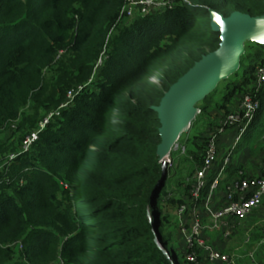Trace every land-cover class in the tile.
I'll list each match as a JSON object with an SVG mask.
<instances>
[{
  "label": "trees",
  "instance_id": "trees-1",
  "mask_svg": "<svg viewBox=\"0 0 264 264\" xmlns=\"http://www.w3.org/2000/svg\"><path fill=\"white\" fill-rule=\"evenodd\" d=\"M125 3L0 0V128L16 120L27 101H33L34 120L42 109H57L68 90L82 86L28 152L9 162L0 152V264H193L185 259L186 248L180 253L173 246L165 207L183 200L168 187L172 180L183 185L190 200L202 206L223 158L213 163L196 200L189 190L216 122L209 121L197 138L190 169L186 155L171 151L164 186L155 194L164 165L157 155L160 122L153 108L195 62L218 47V32L211 23H200L196 11L208 21L212 10L224 17L233 12L260 16L264 0H176L119 28ZM117 27L105 66L93 79L106 31ZM63 31L73 33L64 55L70 65L60 62L56 68V57L66 49ZM249 43L255 47L246 50L244 44L238 68L224 80L222 101L214 105L223 117L245 95L258 101L236 147L264 114V83L257 87L254 75L256 66L264 65V44ZM154 71L157 85L147 80ZM199 102L196 106L207 114L212 93ZM26 121L8 138L11 145L15 136L28 135ZM184 173L185 181L180 178ZM63 183L72 187L68 206L60 197ZM215 233L214 241L207 230L203 237L222 252V234ZM14 244L21 246L15 263ZM201 256L198 261L204 260Z\"/></svg>",
  "mask_w": 264,
  "mask_h": 264
},
{
  "label": "built area",
  "instance_id": "built-area-1",
  "mask_svg": "<svg viewBox=\"0 0 264 264\" xmlns=\"http://www.w3.org/2000/svg\"><path fill=\"white\" fill-rule=\"evenodd\" d=\"M159 1L163 0H126V3L120 10V18H131L136 10L142 14L141 16L147 15L148 10L159 3ZM101 61L102 58L99 57L96 65H99ZM254 75L255 85L259 87L264 83V65L256 66ZM80 90H82V86H79L77 89L68 90L66 101L60 104L57 109L47 114L42 127L44 128L53 118L59 117L60 111L69 106ZM258 106V101H254L250 96L245 95L237 103L236 107L234 106L232 110L225 113L223 117H220L217 125H214L209 130L204 150L203 165L195 172L193 176L194 183L189 190L193 200L199 197L201 189L206 185L207 173L217 158L219 137L230 128H237L239 134H242L253 119ZM38 136L37 132H32L29 136L27 135L22 141L20 150L10 153L7 161H12L17 155L28 152L32 144L38 139ZM262 145H264V139H262ZM230 157L231 151L223 157L222 166L217 176L210 183L208 194L200 207V211L194 214L190 228L184 233L187 250L185 259L189 262L197 263L201 255L202 259L209 262H229L226 254H223L211 243H208V237H203V231L207 230L210 233L218 231L227 239L241 221L251 215L264 202V161H262V169L259 175L246 176L245 172L239 170L237 178L225 186L223 193L218 198L219 179L222 177L224 169L231 163ZM20 183L22 184V180ZM184 212L185 206L180 205L177 213L183 214ZM202 215L206 216L207 223L203 222Z\"/></svg>",
  "mask_w": 264,
  "mask_h": 264
},
{
  "label": "rangeland",
  "instance_id": "rangeland-1",
  "mask_svg": "<svg viewBox=\"0 0 264 264\" xmlns=\"http://www.w3.org/2000/svg\"><path fill=\"white\" fill-rule=\"evenodd\" d=\"M165 0L163 1H159V3L155 4L152 8H150L148 10L149 13L152 12H157V11H161L167 7H171L172 5L175 4L176 0H166L165 4H164ZM170 5V6H169ZM146 14H149V13ZM142 14H140V12L138 10H136L134 12V15L130 18L127 17H122L120 19V21L118 22V27L122 28L123 26L128 25L130 22L134 21L136 18L140 17ZM196 17L197 19L200 21V23L203 24H209L210 23V19L208 21V17H206L204 14H202L200 11H196ZM118 27L116 29L113 30L110 29L108 31H106L105 34V39H104V44L102 47V50L100 52L99 57L102 58V61L99 65H96L95 61L93 63L94 65V75H93V79L96 78V76L98 75L99 70L105 66L104 62H106L105 58H107V51L110 50L111 48H109V43L111 41H115L116 37L118 35ZM63 38H64V44H65V50L61 51L59 53V55L56 57L55 62L57 63L56 68L59 66L58 63L60 62H64V64H69V62L67 61L66 58H64V55L66 54V50L70 48V41L72 39L73 33L71 31H63ZM245 47L246 50H252L255 46L251 45L249 42L245 43ZM99 59V58H98ZM70 65V64H69ZM158 77H159V73L157 71L151 72L148 77L147 80L149 82H152L153 84L157 85L158 84ZM229 77V76H228ZM226 79V78H225ZM224 79V80H225ZM223 79L220 80L215 87L210 91L212 93V97H213V103L209 104V109L207 110V114H205L204 109L202 108V106H198V111L195 114L194 118L191 120V124H190V129L188 133H184L182 134L178 140V144L177 146L174 148V150L176 152H180L181 154L186 155L187 157V163H186V169H190L192 166V158L194 156V154H196L198 152V148L196 146V141L197 138L199 137V135L201 133H205L206 128L208 127V123L209 121L215 122V120L217 119V117L219 116L220 113H222L221 110H219L216 106H214L216 104V102H220L222 101V98L224 96L225 93V84L226 81H224ZM209 92V93H210ZM237 101L234 102V104H232L231 106H229V110H232L234 108V106H237ZM200 102H197L195 105H199ZM197 107V106H196ZM35 113V110L33 109V101L29 100L27 101L25 104L22 105L21 110H20V114L19 117L16 120H9L7 121L3 127H1V131H0V152H3V159H6V157H8V154L13 152V148H18L16 151L18 152L20 150V144L22 143L21 140L23 141L24 139L23 136L21 137H14L13 138V145L10 144V141L8 138L11 136L12 132L14 130H16V127L18 126V123H20V121L22 119L25 120H29L26 121L25 123H27L26 127H25V132L28 133V136L32 133V132H37L39 135L44 132L49 123H47L45 125V127H42V123L45 120V117L47 116L46 111L44 109L41 110V112L39 111L38 117L37 119H32V115ZM259 124L253 129V131L251 132V135L249 138L244 139L240 146L236 147V149H231V162L234 163L235 159L237 157H241L243 155V153L250 154V157H253V160H256L258 157V150L262 147V139H264V114H262V117L260 118ZM11 145V146H10ZM225 151L227 148H224ZM16 151H14L13 153H15ZM230 151V150H228ZM228 151H226L225 153H227ZM1 154V153H0ZM4 161V160H3ZM170 162V161H169ZM168 162V164H169ZM2 161L0 162V168L2 167ZM217 165L216 163L214 164ZM247 175V174H246ZM225 176V173L223 175V177ZM250 176V175H247ZM181 179H184V181L186 180V173L182 174V176L180 177ZM63 188L61 190L60 193V197L63 200V203H68L70 201V198H72V187L67 184V183H63L62 184ZM171 192L172 195L174 196H179L182 198L183 202L181 205L185 206V212L183 214H178V207L180 206H166V211L169 214V218L172 222V229H173V233H174V240H173V246H175V248L177 249V251H179L181 253V251L183 249L186 248V242H185V238H184V233L186 230H188L190 228V224L192 222V219L194 217L195 213H198L200 211V207L197 206L196 204L193 203V201L190 200V197L185 194L183 192V185H179L176 186L175 181L172 180L169 184L168 187ZM8 194H11L10 191H8ZM68 206V204H67ZM259 210L254 212L253 214L249 215L247 218L244 219L245 220H251L252 223L254 224L256 222V220H260L262 222H264V211H262V207L258 208ZM208 222V220H206V223ZM243 223V222H242ZM261 224V223H260ZM240 224L236 227V229L234 230L233 234L230 235L229 238H224L223 236H220L222 239V242H220V245L223 244V242L225 241V243L223 244V248L221 246V248L225 251L226 246L228 247L227 244H229L228 250H232L231 252H233L231 254V256L229 257L227 255V253H225L228 258H229V262L233 261L232 263H234L233 258H235L236 256H238V258H240L241 263L240 264H254L251 259H255L256 263L258 264V262L264 263V260H262L261 256L256 259V255H254V252L256 251V248L254 245V242L251 245H245L244 248V244H245V240L244 239L246 236L244 229L240 226ZM218 232V231H216ZM211 234H215L211 233ZM217 235V234H215ZM217 237V236H215ZM244 237V238H243ZM255 237L257 238V235H255ZM243 238V239H242ZM242 239V241H241ZM252 242V240L250 241ZM249 242V243H250ZM14 247L16 248V258L13 261V263L17 262L18 259L17 257L19 256V249H21V246H19V244H14ZM260 249H264V245L261 246ZM228 250H226L228 252ZM243 250V252H241ZM223 252V251H222ZM224 253V252H223ZM236 253V254H234ZM242 253H246V254H242ZM235 257H234V256ZM17 259V260H16ZM210 263L209 261L206 262V260L203 261H198L197 263H193V264H208ZM216 263V262H214Z\"/></svg>",
  "mask_w": 264,
  "mask_h": 264
},
{
  "label": "water",
  "instance_id": "water-1",
  "mask_svg": "<svg viewBox=\"0 0 264 264\" xmlns=\"http://www.w3.org/2000/svg\"><path fill=\"white\" fill-rule=\"evenodd\" d=\"M217 17L220 18L219 22ZM210 19L212 29L219 34L218 47L195 62L169 87L159 105L153 108L160 122L157 155L159 162L164 165L155 194L164 186L171 151L177 146L179 137L189 132L191 120L198 111L195 104L220 80L235 72L240 55L244 52L245 42L264 44V14L250 16L233 12L224 17L212 10Z\"/></svg>",
  "mask_w": 264,
  "mask_h": 264
},
{
  "label": "crops",
  "instance_id": "crops-1",
  "mask_svg": "<svg viewBox=\"0 0 264 264\" xmlns=\"http://www.w3.org/2000/svg\"><path fill=\"white\" fill-rule=\"evenodd\" d=\"M222 114H223V111H222V113L219 114V116L215 120L216 123L214 125H217V123L220 120V116ZM241 136H242V134H239V130L237 128H230L225 132V134H223L222 136L219 137L218 154H217V158L215 161L216 164H219L218 162H221L222 158L226 154L225 153L226 151H228V150L231 151V149H234V150L236 149V146H237ZM224 148H227L226 151ZM262 150H264V145H262V147L258 150V157L256 160H253V157L252 156L250 157V154H247V152L243 153V155L241 157H237L235 159V162L231 163L230 166L223 171L222 177L219 179V186H218L219 195L222 194V190H223V188H225V186L228 184V182L230 180H232L233 178H236L238 176L239 170H242L243 172H245V174L250 175V176L259 175V173L262 169V161H264V160H262ZM224 173H225V176L223 177ZM259 207H262V211H264V202H262V204ZM258 208L255 209L253 211V213L258 211L259 210ZM240 226L244 229V232H245L244 236H246L245 238L243 237L244 239H246L245 244H244V248H245V245L248 246L254 242V245H256L255 246L256 251L254 252V255H256V257H257L256 259H258L261 256L262 260H264V249H260L261 246L264 245V222L257 219L256 222L253 224L251 220L247 219L245 221L242 220L240 223ZM215 234L218 235V233H215ZM215 234H210V239L211 240L213 239L212 241H214V239L216 240ZM258 234H260V235L258 236ZM255 235H257L258 237L256 238ZM242 239H241V241H242ZM251 240H252V242H250ZM224 243H225V241L223 242V244ZM227 245L229 247V244H227ZM228 247L226 246L225 251L223 250L224 253L223 252L222 253L223 254L227 253V255L230 257L231 254L233 253V252H231L233 249L228 250ZM226 250H228V252ZM241 252H243V250ZM234 254H236V253H234ZM242 254H246V253H242ZM233 260H234V263H232L233 261L227 262V263L217 261L216 263L210 262L208 264H240L241 263L240 258H238V256L233 258ZM251 261L254 264H257L255 259H253V260L251 259ZM258 264H264V263L258 262Z\"/></svg>",
  "mask_w": 264,
  "mask_h": 264
},
{
  "label": "snow or ice",
  "instance_id": "snow-or-ice-1",
  "mask_svg": "<svg viewBox=\"0 0 264 264\" xmlns=\"http://www.w3.org/2000/svg\"><path fill=\"white\" fill-rule=\"evenodd\" d=\"M216 19H217V22H219L220 18H219V17H217Z\"/></svg>",
  "mask_w": 264,
  "mask_h": 264
}]
</instances>
